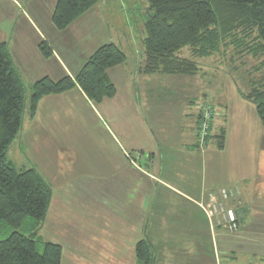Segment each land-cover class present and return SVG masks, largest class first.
I'll return each instance as SVG.
<instances>
[{"label": "rangeland", "instance_id": "1", "mask_svg": "<svg viewBox=\"0 0 264 264\" xmlns=\"http://www.w3.org/2000/svg\"><path fill=\"white\" fill-rule=\"evenodd\" d=\"M56 3L0 0V43L9 44L28 98L32 86L45 77L75 79L89 57L111 41L128 61L109 71L117 94L100 105L85 100L79 88L43 98L34 112L26 104L22 130L7 160L18 170L36 168L52 186L40 237L63 248L62 264H100L101 252L117 259L115 264H127L132 257L126 248L132 250L135 240L146 239L134 230V218L148 216L152 208L147 238L158 250L157 264H264V127L255 107L243 97L263 77L264 67L259 65L264 59L239 58L228 48L198 60L202 71L193 78L143 76L137 67L144 55L146 0H101L62 32L51 23ZM43 41L56 53L50 59H43L39 51ZM182 56L190 57L189 49ZM223 128L228 138L225 149L219 150L216 135ZM185 133L196 136V143L187 145ZM179 146L180 151L187 147L197 154L216 151L207 181L215 189L223 188L213 191V197L238 190L245 181L258 193L261 206H244L241 232L222 233L220 238L212 233L205 212L212 209L208 200L190 214L183 209L176 213L174 205H167L166 212L157 206L163 192L160 186L156 192L154 183L161 169H176L166 158L174 155L169 149ZM122 150L130 164L135 160V169H126ZM206 165L201 163L202 169ZM232 200L226 199L225 205L242 211V197ZM111 230L122 234L115 246Z\"/></svg>", "mask_w": 264, "mask_h": 264}, {"label": "trees", "instance_id": "2", "mask_svg": "<svg viewBox=\"0 0 264 264\" xmlns=\"http://www.w3.org/2000/svg\"><path fill=\"white\" fill-rule=\"evenodd\" d=\"M100 1L57 0L51 23L59 32L66 31ZM146 1L149 14L144 23L143 61L137 67L140 75L193 78L202 71L198 60L221 54L228 48L239 58L264 59V0ZM38 48L45 60L55 55L47 42H41ZM185 49H189L190 57L182 56ZM127 61L125 52L111 41L89 57L75 79L66 76L56 81L45 77L32 86L28 98L9 44L0 43V264L63 262V248L40 237L52 201V186L36 168L18 170L7 160L22 130L26 104L30 103L34 112L43 98L79 88L88 101L100 105L117 94L109 71ZM262 67L264 60L259 65ZM243 97L255 107L264 127V75L251 84L250 92ZM227 138V130L221 129L216 135L219 150L225 149ZM233 190L230 203L241 197L240 188ZM231 206L238 231L230 233L218 223L212 227L206 216L212 233L236 234L241 230L240 209ZM135 258V264H157L158 250L148 238L142 239L136 244Z\"/></svg>", "mask_w": 264, "mask_h": 264}, {"label": "crops", "instance_id": "3", "mask_svg": "<svg viewBox=\"0 0 264 264\" xmlns=\"http://www.w3.org/2000/svg\"><path fill=\"white\" fill-rule=\"evenodd\" d=\"M37 28H38V26H37ZM38 31L42 34L41 35L39 33L40 37L44 38V34L40 31L39 28H38ZM55 55H56V53H55ZM80 92L82 93L81 90H80ZM84 96L85 95L82 94V97L88 101L86 96L85 97ZM185 134L189 136L187 145L190 146L191 144L196 143V140H195L196 136L195 137H194V135L192 136L191 133H185ZM183 142H186V141L182 140V144H183ZM168 146H170V145H168ZM180 150H181V146H179V149H173L172 148V149L168 150V151H172L174 155L173 156H172V154L167 155L166 159L171 158L172 160L170 161V164L175 162L176 169H174L173 167H169L168 169L165 168V169H161L159 171V174L157 175V178H159V180H156V182L154 184H155V186H157L156 192L158 191L159 186H160L161 191L163 192V195H161V197L159 199H157L158 201L156 204H159V205H157L158 207L164 208L165 212L167 210V208H166L167 205H174V206H176V209L174 210L176 213L183 209L188 214H190L194 211L195 208L198 207L197 206L198 203H204V201L206 202V200H208V196L211 193H214L213 191H216V190L223 188V187H218L217 189H215L212 185H210V183L208 184V181H207L208 167L210 166L209 165L210 162L212 160H214V158H215V156H214L215 152H216L215 150H212V151H214V153H213L212 151H210L211 149L210 150L206 149L205 153H200V154L194 153L193 151L189 152L187 147L183 151H180ZM122 152H123L122 157H124V159H126L128 161L127 156H126V152H124L123 150H122ZM168 153H170V152H168ZM151 155L156 156L157 154L151 153ZM159 155L161 157H163L162 154H159ZM192 157H193L194 161L191 159ZM245 157L247 158V156H245ZM163 162H165V161L163 160ZM212 162H214V161H212ZM201 163L203 164V166L205 164H207L206 167H204L202 169ZM149 165H151V163ZM125 167L127 170L129 169V167H132L133 169H135L134 168L135 165L130 164L129 161H128L127 166H125ZM170 173H172V176L169 175ZM165 175L167 177L166 180L164 179ZM201 175H202V177H201ZM171 179H172V181L176 182L177 186H179V187H174V186L170 185L169 181H167V180H171ZM180 181L185 182V186L180 185V183H179ZM244 184L245 185H241V187H240L241 197H242V201H243L242 202L243 207L249 206L250 208H253L254 210L259 209L261 206V202H260L261 200L258 201V197H259L258 193H256L253 190L250 182L245 181ZM173 193L175 195H173ZM254 193H256V195ZM169 196H177V197H175L173 199H168L167 197H169ZM156 197H157V194H156L154 200L156 199ZM258 204H259V206H256ZM149 212L151 215L150 214H148V216L146 214L142 215V216H140L141 219H139L140 217L134 218L135 222L138 220V222H137L138 226L135 225L134 226L135 228L133 227L134 230L137 233H140V235L143 234L144 236H146V238L148 236V232L152 229V223H153L152 208L149 209ZM239 218L241 219V225H242L241 231H242L245 228L243 220L246 219V214H244V212H242V211L239 212ZM130 219H132V218H130ZM105 233H107V232H105ZM108 233H110V235H112V243L115 246L116 245L115 241L118 243V237L122 235L121 232L116 231V230H111V231H108ZM100 235L105 236L106 234H102L100 232ZM221 235H223V234L220 233L219 238L222 237ZM138 242L139 241L135 240V244H134L132 250H129L126 248V250L129 253H131V257H132L128 261L127 264H135L136 263L135 247H136V244ZM120 245L125 246V242L122 240ZM111 246H112L111 248H114V250H115V247L113 245H111ZM123 250L124 249L122 247V249L118 250V252H121ZM103 252H105V251H103ZM114 253H115V251H114ZM100 254H101L100 255L101 256L100 264H115L118 261L117 259H114L112 257L109 258L107 255L103 254L102 252ZM123 259L125 260V258L122 257V260Z\"/></svg>", "mask_w": 264, "mask_h": 264}, {"label": "built area", "instance_id": "4", "mask_svg": "<svg viewBox=\"0 0 264 264\" xmlns=\"http://www.w3.org/2000/svg\"><path fill=\"white\" fill-rule=\"evenodd\" d=\"M221 192L222 196L219 197H213L211 194L208 196V203L212 209L209 213L204 209L207 214L206 216L210 223L214 224L216 222L219 225L223 224L230 233H235L238 231L236 213L233 209L227 208L228 205L224 203L226 199H233L235 191L233 189H227ZM219 199H222L221 202H218Z\"/></svg>", "mask_w": 264, "mask_h": 264}]
</instances>
